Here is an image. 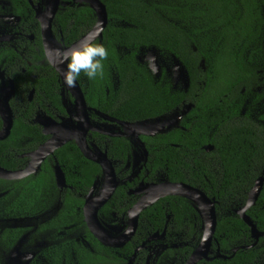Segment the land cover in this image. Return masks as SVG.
<instances>
[{"label":"trees","instance_id":"16d2710c","mask_svg":"<svg viewBox=\"0 0 264 264\" xmlns=\"http://www.w3.org/2000/svg\"><path fill=\"white\" fill-rule=\"evenodd\" d=\"M62 1L71 3L60 7L55 23L69 46L95 26L97 15L88 3ZM102 1L107 7L108 23L102 37L94 42L105 46L108 58L103 62L102 78L86 77L88 105L109 116L136 122L168 114L181 107L183 100L185 104L192 103L181 127L142 137L149 152L146 165L149 173L144 179L188 183L216 199L218 223L213 249L216 255L219 247V252L227 257L198 264H264V236L256 242L249 225L235 212L246 204L264 170V124L254 119L251 111H242L246 94L252 93L256 104L264 99V63L259 67L253 61L257 50L251 49L264 37V0H160L163 5H158L159 0ZM10 2L16 12L28 13L27 0ZM152 47L182 61L190 78L187 89L172 90L165 81V69L158 78L140 62L137 56L141 49ZM57 77V72L48 68L39 84L49 101L60 107ZM91 113L98 119V115ZM261 118L264 120V115ZM93 136L98 144L107 147L110 159L116 160L118 176L130 174L125 166L133 151L131 141L123 136L107 137L100 133ZM18 137L25 144L24 151L36 148L46 138L41 126L26 118L16 121L7 142L18 141ZM207 145L213 148L208 150ZM8 147L22 146L8 143ZM2 155L1 166L7 169L26 167L27 159ZM56 160L69 186L64 190L56 183L53 168ZM102 175V167L86 158L75 141H70L48 157L37 172L17 179L0 178V216L4 206L14 215L25 217L44 213L47 216L48 208L62 207L54 209L50 224L42 226L39 232L64 238L59 234L66 226L71 227L78 264H126V256L132 255L149 235L162 232L169 220L167 238L180 237L184 242L177 247L172 243L154 254L153 257H158L155 264H186L203 237L204 222L193 202L182 196L162 197L145 208L136 234L121 256L93 236L82 209L77 207L82 208L84 197ZM144 176L141 173L133 182L120 184L100 216L109 213L117 222H127L128 211L137 201L128 191ZM113 210L116 216L110 213ZM247 214L264 232V185ZM196 218L198 224L193 226ZM80 236L91 247L76 243ZM155 245L152 243L151 250ZM145 259L146 251L142 249L136 262L145 264Z\"/></svg>","mask_w":264,"mask_h":264},{"label":"flooded vegetation","instance_id":"af4514ba","mask_svg":"<svg viewBox=\"0 0 264 264\" xmlns=\"http://www.w3.org/2000/svg\"><path fill=\"white\" fill-rule=\"evenodd\" d=\"M27 3L28 6H26V10L28 13L25 14V13L16 12L15 7L12 5L10 0H0V153H3L2 156H7L10 158H14L13 156H15L17 158L27 159L26 167L30 164L32 159H34V156H32L31 154L37 152L52 137L50 133L45 132V126L44 124L39 122L40 121L39 118L42 116L48 117L54 119L57 122L60 123L62 122L65 123L66 125H71V122L74 121V115H75V105H74L75 98L72 92L64 85L63 78L58 69V65L56 62H54L55 58L63 57V53L67 48V45L65 44L63 38V32L60 28L56 26L57 24L55 23L56 14L61 6H66L71 2L60 0L59 8L55 16L51 20L52 41L56 49L54 47L48 46L50 50H48L47 47L45 46L44 27L48 23L50 13H52V9H53L52 4L50 0H27ZM153 48L154 47L148 48L149 50H147L146 55L149 52L151 53V50ZM146 49L147 48H143L141 50L145 51ZM137 57L142 64H145V62L141 58L140 52ZM175 58L173 60L174 64H175ZM48 68L57 72L58 75L57 81L59 82L60 87L57 90V92L60 97L59 98L60 107L56 106L55 104H52V102L49 101L48 96L44 92L45 89L39 84L40 82L39 80L44 76V74H46ZM158 68L159 71L155 74V76L159 78L164 68H162L161 65L159 66V64H158ZM171 74H172V82H169L167 80V75L165 79L166 82L170 83L171 89L174 91L185 90L184 88L185 85L183 84V82L176 77L177 76L176 68L175 65H173V63L171 66ZM78 81L81 85V81L80 80ZM45 88L50 89L47 86ZM85 89L87 88L82 87L84 94H85ZM41 100H43L44 105H41ZM32 103H34V105H32ZM187 105H190V109L193 107L192 103L185 104L183 100L181 107L177 106L176 109H174V111H178V113H181V110L186 108ZM31 106H33V108L30 109ZM190 109L185 115H183L180 118L177 125H173L171 126V128L166 129L165 131L171 130L172 128L181 127L180 123L183 120V118L189 113ZM95 110L96 108H93V110L90 111V118L91 121L94 123V125H98L100 127L103 126L107 132L113 133L114 135H110V134L105 135L97 131H90L89 134L87 135V142H88V146L92 150H94V145H96L98 148H100L103 151H107L108 153V149L106 146L103 147V145H100L96 142L93 133H100L107 137L123 136L128 138L133 145L132 155L128 159V162L125 166L126 171H130V174L124 177L118 176V180H119L118 186L122 183H126V181L133 182L136 178H139L141 173H145V176L139 181V183L134 187L130 188L128 191L129 194L135 195L138 201L141 194L133 193L132 190H134L141 182L143 181L161 182L164 180L170 181L169 179H165V178L164 179L162 178L159 181H146L144 178L149 173V169L146 166L149 160V152L146 156L145 153L142 151V149L138 148L141 151V156H138L136 151L138 145L135 143L136 140H134V137L132 135H124L126 131L121 126L120 123L117 122L115 123L104 119ZM91 112L98 115V119L96 117H92ZM29 116L31 118H29ZM22 118L23 119L26 118L29 122L40 125L42 128V133L44 134V136H46L45 140L42 143H40L36 148H33L31 150L28 149L27 151H24L26 149V147L24 146L25 144L24 142L20 141L22 139H20L19 137H18V141L13 142V140H11L10 142H7L12 134V129L14 127V124L16 123L17 120H21ZM10 123H12V126L8 128L9 127L8 125ZM144 136H149V135H141V139ZM21 137L23 138V135H21ZM142 141L144 140L142 139ZM8 143L22 147L20 148L8 147ZM18 150L22 151V153L19 154L17 152ZM54 153L49 154L42 161L41 166L43 162L48 157L54 155ZM38 155L39 152H37V154L35 153V157ZM56 162L54 166L56 165ZM113 162H114L115 171L117 173L118 165L116 164V160H114ZM1 167L5 168L3 166ZM26 167L18 168V170H10L7 168L5 169L10 171H19ZM0 178L8 179L1 176ZM94 185L96 186L93 189L92 196L94 198H97L102 194L106 185V182L103 179V175L94 182ZM68 187L69 186L66 180V186L64 188H60V187L59 188L61 190H64L67 189ZM116 189L114 193L116 192ZM91 190L92 188L90 189V191ZM114 193L107 200V202L101 206V208L98 211V216L102 225L107 227L110 230V232H113L114 234L118 235L120 233L125 232L129 226L130 209L128 211L127 222L126 221L117 222L116 218H111L109 213H103L102 217L100 216L101 209H104V206L111 200ZM87 195L84 197V204ZM1 196L2 194L0 193V197ZM48 209H50V211L47 216H45L46 213H44L43 215H39L36 217H25L21 215H14L12 212L8 211V207L6 206H4L3 209H1L0 234H3V238H1L0 240V261L2 262V264H38V262L39 263L42 262L41 260L42 256L48 258L51 264H63V263L67 264V263H71L69 262V259L70 260L71 258L76 259L73 248L74 234L70 229L71 227L66 226L65 228L66 230L62 231L59 234V236L61 237L65 236L64 238H58L57 236H53L51 232H49V234L48 233L41 234L39 232L42 226L47 227L48 224H50V220L55 216L54 209H62V207L54 206ZM77 209H82L84 220L87 224L84 214V205L82 206V208L77 207ZM197 211L201 215L198 209ZM110 213L113 216H116V210H113ZM168 222L169 220H167V223L162 232L158 230L153 234L149 235L148 238L144 239L142 243L135 249L132 255L126 256L127 259L126 264H142V261L136 262L137 254L142 249L146 251L145 264H155L158 257L157 256L153 257L154 254H159L160 252L168 248L169 245L172 243H173L172 245L173 247H177L178 244H182L184 241L179 240L180 237H178L177 240L167 238ZM197 224L198 223L196 218V221L193 226H196ZM87 227L89 228L88 224ZM90 232L92 233L91 230ZM134 235L132 236L131 239L125 242L123 246L120 247L108 246V247L113 249V251L117 253L118 256H121L123 253V249L127 246L128 243H130L133 240ZM182 235H183V239L186 238V233ZM171 236H173V232H171ZM63 240H65V243ZM75 242L81 244L82 246L86 245L88 247H91L90 242L84 236H80L76 238ZM152 243H156L153 250H151ZM212 250L213 251L210 253V257H213V259L211 260L201 259L196 264L204 260L209 262L213 261L216 258V255H215V249L212 248ZM75 264H78L77 260H75Z\"/></svg>","mask_w":264,"mask_h":264},{"label":"water","instance_id":"95a60500","mask_svg":"<svg viewBox=\"0 0 264 264\" xmlns=\"http://www.w3.org/2000/svg\"><path fill=\"white\" fill-rule=\"evenodd\" d=\"M73 1L74 3H88L96 12L97 22L95 26L87 34L82 36L79 41L73 43L70 46H67L65 51L71 50L72 48L79 46L80 43L84 40V37L86 36L89 39L93 40V42L98 38H101L103 30L108 23L107 7L102 0ZM50 2L52 4L53 9L52 13H50L48 23L44 27L45 46L48 50H50L48 46L54 47L56 49L52 41L51 20L55 16L59 8L60 0H50ZM151 54H154V56L156 57V63L158 61V64L160 66L158 52L155 47L151 50ZM61 60L62 57H58L54 59V62L57 63L58 69L63 78V72L66 68V64L61 63ZM174 65L176 68V72L177 70L183 71L179 75L180 77H178L176 73V77L183 82V84L185 85L184 88L187 89L190 84V78L187 68L178 57L175 58ZM69 90L72 92L75 98V115L74 121L71 122V125H66L65 123L57 122L52 118L43 116L40 117L39 122L44 124L45 132L50 133L52 135L51 139L37 151L39 152L38 156L35 157V153L37 154V152L31 154L32 156H34V159H32V161L26 168L19 171H10L0 166V176L8 179H15L35 173L41 167L42 161L49 154H53L59 147L66 144L68 141L74 140L78 147L81 149L83 155L86 158L98 163L103 170V179L106 182L104 191L100 196L94 198L92 196L93 189L96 186L94 185L90 193L87 195L84 204V214L87 224L94 236L102 244L110 247L123 246L124 243L131 239L132 236L135 234L138 227L140 214L145 208L154 204L162 197H166L169 195H178L192 201L196 208L200 211L204 219V231L202 240L196 247V249L192 252L186 264H196L201 259H213V257H210V253L213 251L212 248L214 244V235L218 223L216 212V199L210 198L200 188L193 187L184 182H171L168 180H164L161 182H141L134 190H132L133 193L141 195L138 201L133 205V207L130 208L129 226L127 230L123 233L116 235L113 232H110L107 227L102 225L98 216V211L101 206L104 205L107 200L112 196L119 184V180L114 168V162L109 158L107 151L101 150L96 145H94V150H92L88 146L87 135L90 131H97L105 135L114 134L107 132L104 128L98 125H94V123L91 121L90 111H92L93 108L88 106L84 91L82 90L79 81L76 87L71 88ZM189 109L190 105H187L186 108L181 110V113H178V111H174L172 113L164 114L156 118L136 122L120 120L118 118L109 116L108 114H105L97 109L95 111L106 120L115 123H120L126 131L124 135H132L134 137V140H136L135 143L138 145V148L142 149V151L147 156L148 150L146 148L145 142L141 139V135L153 136L157 133L164 132L166 129L171 128V126L173 125H177L180 118L185 115ZM8 126V128H10L12 126V123H10ZM206 148L210 150L213 148V145H207ZM54 168L57 184L60 188H64L66 186V176L58 161L56 162ZM263 185L264 171L258 177L255 185L249 192L246 204L236 210V213H238V215L249 225L251 230V236L256 239V242H258L260 237L264 236V232H261L258 229L256 223L247 214V210L256 203L263 188ZM236 250L237 248L234 249V251ZM219 251L220 248L218 247V254H216V257H227Z\"/></svg>","mask_w":264,"mask_h":264},{"label":"clouds","instance_id":"9594fccd","mask_svg":"<svg viewBox=\"0 0 264 264\" xmlns=\"http://www.w3.org/2000/svg\"><path fill=\"white\" fill-rule=\"evenodd\" d=\"M108 58V51L103 44L95 43L87 36L79 46L63 53L61 63L66 64L63 72V83L71 89L77 86L83 74L89 80L102 78L104 74V61ZM148 71L155 75L159 68L156 57L150 52L144 57Z\"/></svg>","mask_w":264,"mask_h":264},{"label":"rangeland","instance_id":"374dc122","mask_svg":"<svg viewBox=\"0 0 264 264\" xmlns=\"http://www.w3.org/2000/svg\"><path fill=\"white\" fill-rule=\"evenodd\" d=\"M148 1L155 2V0H148ZM156 2L158 3V5H163V3H164L163 1H160V0L156 1ZM169 3H171V2H167V4H169ZM170 7H171V4H170ZM160 10L162 11V9H160ZM188 28L191 29V26H189ZM251 49L257 50V54L252 56L253 61L256 62V64L259 67H262L263 63H264V37L257 44L252 46ZM147 50H149V49H146L145 51L144 50L140 51V55H141V58L143 59V61H144V57L146 56ZM157 52H158L160 65L166 71L167 80L169 82H172L171 66H172V63L174 65L173 60H174L175 56L168 53V52L161 53V52H159L158 49H157ZM80 81H81L82 87L86 88V86H87L86 77L83 76ZM253 99H254V95L252 93L251 94L248 93L245 95L244 101H243L244 103L242 106V111L243 112L251 111L252 117L258 121H261L264 124V120L261 118L262 115H264V99L257 104L255 102H253ZM101 127L104 128L103 126H101ZM136 149H137L136 150L137 155L141 156V151L138 149V147ZM41 260H42V262H40V263L38 262V264H51L50 260L46 257L42 256ZM69 262H71V263H67V264H75V259L71 258V260L69 259Z\"/></svg>","mask_w":264,"mask_h":264},{"label":"bare ground","instance_id":"6f19581e","mask_svg":"<svg viewBox=\"0 0 264 264\" xmlns=\"http://www.w3.org/2000/svg\"><path fill=\"white\" fill-rule=\"evenodd\" d=\"M152 55H154V54H152ZM183 71L182 70H177V75H178V77H180L179 75L182 73Z\"/></svg>","mask_w":264,"mask_h":264}]
</instances>
